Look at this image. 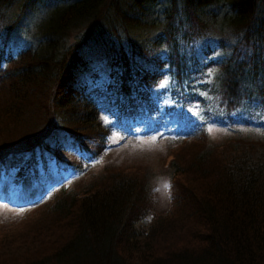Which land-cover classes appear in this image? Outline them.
<instances>
[{
    "label": "trees",
    "instance_id": "trees-1",
    "mask_svg": "<svg viewBox=\"0 0 264 264\" xmlns=\"http://www.w3.org/2000/svg\"><path fill=\"white\" fill-rule=\"evenodd\" d=\"M14 1L0 0V15ZM4 29L0 173L11 184L88 170L114 122L158 133L187 117L223 137L203 133L193 161L164 173L109 170L65 189L36 207L22 241L0 231V264H264V0H29ZM155 175L180 188L176 209L148 221ZM13 241L27 255L11 260Z\"/></svg>",
    "mask_w": 264,
    "mask_h": 264
},
{
    "label": "rangeland",
    "instance_id": "rangeland-1",
    "mask_svg": "<svg viewBox=\"0 0 264 264\" xmlns=\"http://www.w3.org/2000/svg\"><path fill=\"white\" fill-rule=\"evenodd\" d=\"M27 1L29 0H15L6 13L0 15V28L5 27L4 32H10L6 28L14 24ZM185 25L190 26L191 24L187 22ZM29 26L32 25L29 24ZM184 118L176 122L174 126L167 127L165 131L150 135H146L152 131L149 126L137 125L138 127H135L134 124L126 123L123 126L122 122L120 125L114 122L116 129L111 132L108 142L100 149L97 157L93 158L89 155L88 160L92 161L88 165L91 168L83 172H66L54 167L42 178H37V175L32 174L25 177L20 184H11L9 177L0 174V198L4 199L0 201V231L11 234L9 237L20 236L22 241V238L27 237L40 224V214L36 210V205L60 196L65 189L81 185L88 186L90 182L101 178L109 170H132V172L137 171L143 174L164 173L168 171V167L175 158L186 164L193 161L197 156V151L202 150L208 140L198 139L203 133L207 132L212 137H223L220 129L205 124L203 120ZM168 138L179 141L177 146L171 147L170 153H167L169 148L162 144V142L166 144ZM116 158L123 162L115 165ZM153 180L152 192L145 195L141 203L144 206V212L147 213L145 216L148 221L151 218L163 217L168 211L172 213L176 209L174 191L180 188L179 184L176 183L175 188L174 182L170 183L158 175L153 176ZM6 201L11 205L6 204ZM45 219L43 216L42 221ZM148 221L139 223V226L145 225L144 227L147 228ZM21 241L8 244V251L12 250V253H9V257L12 256L11 260L27 255L24 249L20 250V245L23 244ZM34 246H41V243L36 242L31 248Z\"/></svg>",
    "mask_w": 264,
    "mask_h": 264
}]
</instances>
